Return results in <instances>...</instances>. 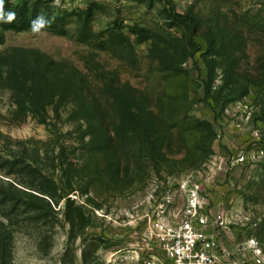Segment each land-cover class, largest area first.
I'll use <instances>...</instances> for the list:
<instances>
[{
	"label": "rangeland",
	"instance_id": "1",
	"mask_svg": "<svg viewBox=\"0 0 264 264\" xmlns=\"http://www.w3.org/2000/svg\"><path fill=\"white\" fill-rule=\"evenodd\" d=\"M173 2L5 0L3 264H141L192 198L221 249L264 245V0Z\"/></svg>",
	"mask_w": 264,
	"mask_h": 264
},
{
	"label": "built area",
	"instance_id": "2",
	"mask_svg": "<svg viewBox=\"0 0 264 264\" xmlns=\"http://www.w3.org/2000/svg\"><path fill=\"white\" fill-rule=\"evenodd\" d=\"M199 209V200L192 198L172 223L164 217L150 221L145 234L152 244L141 264H264V245L256 238L240 244L236 252L221 249L206 234Z\"/></svg>",
	"mask_w": 264,
	"mask_h": 264
},
{
	"label": "clouds",
	"instance_id": "3",
	"mask_svg": "<svg viewBox=\"0 0 264 264\" xmlns=\"http://www.w3.org/2000/svg\"><path fill=\"white\" fill-rule=\"evenodd\" d=\"M17 19L14 11H5V0H0V23L10 24ZM52 20L46 18L43 14L37 15L30 23V29L34 34H39L45 27L50 26Z\"/></svg>",
	"mask_w": 264,
	"mask_h": 264
},
{
	"label": "trees",
	"instance_id": "4",
	"mask_svg": "<svg viewBox=\"0 0 264 264\" xmlns=\"http://www.w3.org/2000/svg\"><path fill=\"white\" fill-rule=\"evenodd\" d=\"M166 4H167V6L169 7V9H170V13H171V15H172V17L175 19V20H180V21H188L189 20V18L188 17H186V16H183V15H181V14H178L177 12H176V7H175V4H174V2H173V0H163ZM25 14V13H24ZM23 16V15H22ZM190 23H192V20L190 21ZM206 87H205V97L208 99L209 97H210V95H211V88H210V84L208 83V84H206L205 85ZM228 84H226L225 85V87L226 88H228ZM112 97H113V99L115 100V101H117L118 103H123L122 102V100H121V98H120V96L118 95V93L116 92V91H112ZM4 263V261H2V262H0V264H3Z\"/></svg>",
	"mask_w": 264,
	"mask_h": 264
}]
</instances>
